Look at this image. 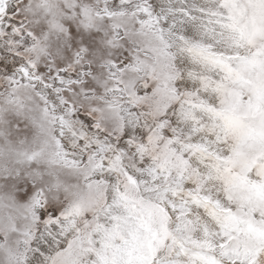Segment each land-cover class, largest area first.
I'll return each instance as SVG.
<instances>
[{
  "label": "snow or ice",
  "instance_id": "obj_1",
  "mask_svg": "<svg viewBox=\"0 0 264 264\" xmlns=\"http://www.w3.org/2000/svg\"><path fill=\"white\" fill-rule=\"evenodd\" d=\"M0 264H264V0H0Z\"/></svg>",
  "mask_w": 264,
  "mask_h": 264
}]
</instances>
